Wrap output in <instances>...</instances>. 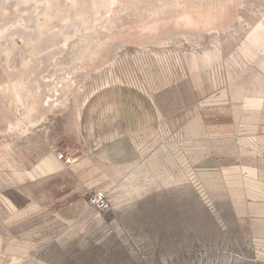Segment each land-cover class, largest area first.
<instances>
[{
    "label": "rangeland",
    "instance_id": "rangeland-1",
    "mask_svg": "<svg viewBox=\"0 0 264 264\" xmlns=\"http://www.w3.org/2000/svg\"><path fill=\"white\" fill-rule=\"evenodd\" d=\"M0 264H264V0H0Z\"/></svg>",
    "mask_w": 264,
    "mask_h": 264
},
{
    "label": "crops",
    "instance_id": "crops-1",
    "mask_svg": "<svg viewBox=\"0 0 264 264\" xmlns=\"http://www.w3.org/2000/svg\"><path fill=\"white\" fill-rule=\"evenodd\" d=\"M80 120L78 119V121ZM81 121L83 122V120ZM82 127L83 126L81 124V128ZM116 128L118 129V131H116L118 132L117 135L115 136L111 135L110 137H108L109 135L106 136L102 143L100 142L101 139H99L97 140L98 143L94 142V144H91L88 147L85 146V144H83L81 148H76L73 146L71 148V151H69L70 154L73 155V159H75L74 160L75 164L73 163L74 165L72 166L73 171L75 173L80 174L81 177L88 179L85 186L86 189L81 191L79 188H74L72 191V197L69 200H72L73 202H77L79 201V198L77 197L85 195L87 191L92 192L93 190L97 191L102 189L108 191L111 202L113 204L114 192L109 189L108 190L105 189L104 187H106L107 185L105 184V182L99 181L98 177L111 179V177H113L114 169L125 170V172L121 174L122 175L121 177L122 179H125L123 184L128 183V179L130 176L129 167L130 164L132 163V158L130 157V154L134 152L133 144H135V148H136V146L138 145L137 143H139L142 149L145 148L146 151L147 150L146 147L149 144V142L148 140H143V141L135 140L136 141L135 143V141H133V135H130L129 132H127L129 128H126V130H124L125 126H123L122 124L119 126L117 125ZM111 141H114L111 143L113 145V148L108 149L106 151H109V153L110 152L120 153L122 154L120 158L117 156L115 157L114 155H112L111 158L106 157V159L101 157L100 149L102 148V145L110 143ZM135 151L137 152V150ZM76 161L79 162L76 163ZM102 185H106V186H102Z\"/></svg>",
    "mask_w": 264,
    "mask_h": 264
},
{
    "label": "built area",
    "instance_id": "built-area-1",
    "mask_svg": "<svg viewBox=\"0 0 264 264\" xmlns=\"http://www.w3.org/2000/svg\"><path fill=\"white\" fill-rule=\"evenodd\" d=\"M58 159L66 165L72 164V158L65 154H60ZM88 204L97 212L110 211L113 206L108 191L102 189L94 191L89 195Z\"/></svg>",
    "mask_w": 264,
    "mask_h": 264
}]
</instances>
